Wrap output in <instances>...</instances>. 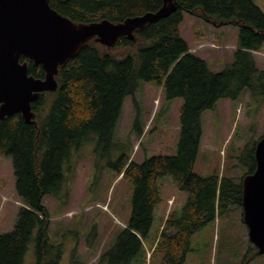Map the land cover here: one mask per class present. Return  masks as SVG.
<instances>
[{
	"label": "trees",
	"instance_id": "16d2710c",
	"mask_svg": "<svg viewBox=\"0 0 264 264\" xmlns=\"http://www.w3.org/2000/svg\"><path fill=\"white\" fill-rule=\"evenodd\" d=\"M168 17L147 24L131 38L121 37L106 47L91 40L79 54L59 68L54 92L41 93L32 104L34 123L19 113L0 121V157L12 160L15 192L24 204L13 231L0 235V264H22L33 233L36 264H59L61 247L48 243L50 215L45 196L57 198L64 182L63 165L72 148L96 137V150L113 144V133L126 97H132L136 113L132 134L143 135L135 95L140 82L162 87L168 100L181 98L180 137L175 155H159L137 163L121 156L110 166L133 187L131 214L114 243L101 252L97 264H148L144 241L160 203L158 181L170 177L187 199L163 225L154 252L163 253L161 264H183L191 250L192 235L215 219L239 209L242 180L255 169L254 149L248 172L239 178L194 173L202 137V116L220 100L236 101L244 91L264 98V71L253 55L264 45V13L253 0H173ZM162 0H49L60 15L74 22L113 23L155 13ZM198 17L214 28L239 29L233 61L220 72L208 69L206 61L190 51L180 35L183 14ZM117 50V51H116ZM21 59L20 62H23ZM28 74L42 79L40 65L27 61ZM264 136V134H263ZM243 166V165H241ZM245 255L242 264H247ZM152 254L149 257V261Z\"/></svg>",
	"mask_w": 264,
	"mask_h": 264
},
{
	"label": "rangeland",
	"instance_id": "374dc122",
	"mask_svg": "<svg viewBox=\"0 0 264 264\" xmlns=\"http://www.w3.org/2000/svg\"><path fill=\"white\" fill-rule=\"evenodd\" d=\"M264 13V0H253ZM180 35L190 51L203 58L208 69L220 72L233 61L239 41V29L214 28L196 16L183 14ZM117 51V50H116ZM256 65L264 71V45L253 52ZM143 135L132 134L136 108L132 97L125 98L122 113L108 151L96 150L90 135L78 148H72L64 163V182L57 198L45 196L43 205L50 215L48 243L61 247L59 264H97L101 252L115 241L128 224L131 214L132 184L117 176L111 164L121 156L137 163L153 156L175 155L180 137L181 98L168 100L162 87L140 82L135 95ZM264 134V98L244 91L236 100H220L202 116V137L194 173L239 178L248 172L250 155ZM243 165V166H241ZM160 203L153 213V225L144 241L148 264H161V251H155L167 216L179 212L187 199L170 177L158 181ZM24 207L15 192L12 160L0 157V235L13 231L20 209ZM242 210L234 209L225 217L198 229L191 239V250L183 264H264V254L254 256L248 241ZM36 236L28 244L22 264H36ZM152 258L149 261V257Z\"/></svg>",
	"mask_w": 264,
	"mask_h": 264
},
{
	"label": "water",
	"instance_id": "95a60500",
	"mask_svg": "<svg viewBox=\"0 0 264 264\" xmlns=\"http://www.w3.org/2000/svg\"><path fill=\"white\" fill-rule=\"evenodd\" d=\"M162 1L157 12L122 22L80 23L57 13L49 0H0V121L19 113L26 123L35 124L32 104L41 93L57 90L59 68L91 40L111 47L121 37L131 38L136 30L168 17L175 4ZM27 61L42 67V79L28 74ZM254 159V171L242 180V216L248 241L262 255L264 136L255 144Z\"/></svg>",
	"mask_w": 264,
	"mask_h": 264
},
{
	"label": "flooded vegetation",
	"instance_id": "af4514ba",
	"mask_svg": "<svg viewBox=\"0 0 264 264\" xmlns=\"http://www.w3.org/2000/svg\"><path fill=\"white\" fill-rule=\"evenodd\" d=\"M240 209L242 210V204H241V207ZM244 223V222H243ZM253 249H254V256H257L258 252H257V249L253 246ZM259 255V254H258ZM251 260V259H249ZM250 262V261H249Z\"/></svg>",
	"mask_w": 264,
	"mask_h": 264
}]
</instances>
